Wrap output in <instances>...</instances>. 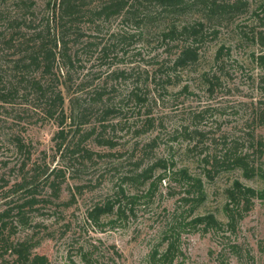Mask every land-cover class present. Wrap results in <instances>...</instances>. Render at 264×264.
Segmentation results:
<instances>
[{"label":"rangeland","instance_id":"rangeland-1","mask_svg":"<svg viewBox=\"0 0 264 264\" xmlns=\"http://www.w3.org/2000/svg\"><path fill=\"white\" fill-rule=\"evenodd\" d=\"M53 1L0 0L6 74L0 89L11 81L16 88L7 103L0 100V212L16 207L30 189L39 201L24 207L25 223L16 210L6 218L0 264L20 263L7 248L21 242L48 264H264V66L258 60L264 49L253 40L264 36V0H246L224 21H205L196 39L182 32L197 23L191 13L147 27L142 37L117 18L97 34L82 23L99 46L84 48L85 36L75 47L70 40V83L62 64L53 69L65 117L78 99L88 113L83 131L95 128L83 138L73 132L76 119L67 118V141L80 143L70 145L73 153L57 149L60 128L46 118L45 100L29 83L38 72L14 69L16 59L36 50L29 39ZM29 11L34 21H23ZM187 46L195 59L179 65ZM99 90L104 123L94 96ZM234 156L256 176L227 168ZM56 170L65 178L53 189L43 177ZM136 174L143 175L140 182L124 180ZM18 183L23 190L16 191ZM237 183L256 194L233 203L229 193L237 195ZM113 201L112 212L91 214ZM208 215L217 226L193 223ZM170 243L175 250L166 260Z\"/></svg>","mask_w":264,"mask_h":264},{"label":"trees","instance_id":"trees-1","mask_svg":"<svg viewBox=\"0 0 264 264\" xmlns=\"http://www.w3.org/2000/svg\"><path fill=\"white\" fill-rule=\"evenodd\" d=\"M242 1L243 0H54L52 6L49 8V13L45 16L46 22H41L42 28L33 31L29 39L30 44L32 42L37 43V45L34 44L32 45L34 47H31L36 50L30 51V53L23 55L20 59H16L14 62V69L18 74L21 73L22 75L29 74L30 72H38V77L29 81L30 86L44 98L45 108L43 109V113L46 118L54 120L60 128L55 135L56 138L62 140V142L57 145L58 151L63 146L65 151L71 150L69 149L70 145L76 148L80 143H69V141H67V136L62 129L67 118L68 120H71V118L76 119L77 126L76 130L73 132L81 134L83 138L93 135L95 128L93 127L89 131H83L82 127L88 124V113L87 110L82 107L78 99L75 101V111L72 112V115L70 114L69 117H65L66 115L63 112L64 100L59 88V86H61V84L59 85L60 74L56 73L57 75H55L53 69L57 63L62 64L65 69L64 82L66 80L67 83H70L72 56L69 54L71 48L69 45L73 43L75 47L85 36L88 39L84 43V48L99 46V43L95 41L97 39L96 35H84V32H82V23L89 24V29L92 27V30L97 34L103 24L109 22L108 20L112 18H117L121 19V21H119L120 24L133 28L138 31V36L142 37L147 27L159 24L160 22L172 21L191 13L198 15L196 20L197 23L188 28H182V32L187 35L186 39H190V37L196 39L205 21L226 20L235 14V12L240 11L241 8L246 7V0ZM21 4L26 5L25 2H21ZM48 6H50V2ZM30 9L31 8H29V10ZM32 16L33 14L29 11L28 15L23 18V21H34L31 18ZM82 19L85 21H80ZM21 24L24 25V22ZM30 27L31 26H29V28ZM175 29V25L171 26L167 31L170 34L166 36H171ZM121 37L122 39L126 38L124 36ZM71 39H74L72 43L70 42ZM253 40L264 49V36L262 34L254 36ZM100 52L104 54V45L101 46ZM195 55L196 51L194 48H191V46L184 47L177 57V62L179 65L192 62L195 59ZM258 60L260 64L264 66V56H260ZM5 76V72L0 70V85ZM50 77H52L51 80H49ZM46 79H48V81ZM11 83L9 82L2 85L0 89V91H4L8 90L9 86L11 88L8 92L0 95V100L4 103H7L13 93L16 92V88H14ZM78 88H80L78 90H83L80 85ZM94 96L96 98L95 102H100L99 117L101 118L99 123H104V105L102 104L104 92L101 90L95 91ZM261 119L264 120V113ZM100 128L104 129V125L102 124ZM100 144L104 145V141L100 142ZM71 152L73 153L74 151L71 150ZM227 168H239L243 171L244 175L250 179L257 174V171L249 169L243 158L238 156H234L231 164ZM49 175L52 177H49ZM142 176L136 174L132 177L124 178V180H128L131 183L140 182ZM146 177L147 176H145V181L148 180ZM50 178L52 179L50 180ZM64 178V173L61 170H56L51 171L49 174H45L43 180L44 183L55 189V185L58 184L59 186ZM235 186L237 188V190H235L237 195L233 192L229 193V199L233 203H237L239 198L246 199L247 196L253 197L256 194L254 190L243 188L238 183ZM15 187H18L16 191L24 189L22 183H18ZM34 194V189H30L28 191V197L16 205V207L6 208L0 212V240L2 227L5 226L6 218L9 217L11 212L16 210L15 218L18 222L25 223L27 221L23 212L24 207L32 208L39 203ZM115 202L116 201L108 202L104 207H95L91 214L98 217L103 212H112L115 207ZM190 202L191 201H188L189 204ZM192 202L194 203L196 201L192 199ZM118 208L119 213H121V208ZM191 212L192 211H190V213ZM227 218L229 222H234L232 215L227 214ZM193 223L198 225L204 224L205 227L217 226L211 215L197 217L193 220ZM7 249L12 252V255L16 257V261L20 262L19 264H48L46 257L32 254L31 247L27 246L26 242L12 244ZM174 250L173 243H170L163 258L166 260L170 259Z\"/></svg>","mask_w":264,"mask_h":264}]
</instances>
